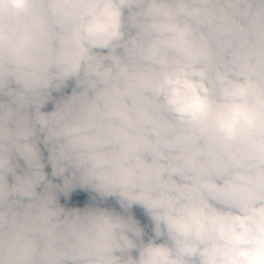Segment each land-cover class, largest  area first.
Returning a JSON list of instances; mask_svg holds the SVG:
<instances>
[{
  "label": "clouds",
  "instance_id": "obj_1",
  "mask_svg": "<svg viewBox=\"0 0 264 264\" xmlns=\"http://www.w3.org/2000/svg\"><path fill=\"white\" fill-rule=\"evenodd\" d=\"M0 264H264V0H0Z\"/></svg>",
  "mask_w": 264,
  "mask_h": 264
},
{
  "label": "trees",
  "instance_id": "obj_2",
  "mask_svg": "<svg viewBox=\"0 0 264 264\" xmlns=\"http://www.w3.org/2000/svg\"><path fill=\"white\" fill-rule=\"evenodd\" d=\"M63 202V201H62Z\"/></svg>",
  "mask_w": 264,
  "mask_h": 264
}]
</instances>
